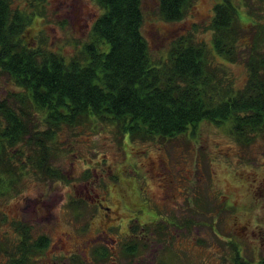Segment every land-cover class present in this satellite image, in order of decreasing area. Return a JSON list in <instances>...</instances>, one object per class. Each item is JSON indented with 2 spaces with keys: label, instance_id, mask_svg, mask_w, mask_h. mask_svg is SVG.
Instances as JSON below:
<instances>
[{
  "label": "trees",
  "instance_id": "obj_1",
  "mask_svg": "<svg viewBox=\"0 0 264 264\" xmlns=\"http://www.w3.org/2000/svg\"><path fill=\"white\" fill-rule=\"evenodd\" d=\"M45 1L0 0V73L15 87L0 99V200L18 195L25 177L65 180L52 165L50 146L64 126H111L120 138L144 143L173 139L201 122H228L241 145L264 132V24L245 29L232 0H217L213 8L211 48L179 37L158 59L142 35V0H95L102 13L89 42L69 59L31 46V24ZM257 2L248 13L255 18L254 11L264 12V0ZM195 4L157 0L158 14L176 23ZM216 57L245 64L242 88ZM12 227L19 238L4 251L6 264H31L48 238L33 239L27 224Z\"/></svg>",
  "mask_w": 264,
  "mask_h": 264
},
{
  "label": "rangeland",
  "instance_id": "obj_2",
  "mask_svg": "<svg viewBox=\"0 0 264 264\" xmlns=\"http://www.w3.org/2000/svg\"><path fill=\"white\" fill-rule=\"evenodd\" d=\"M232 1L237 7L239 21L245 29L256 23L264 24V12L261 9L254 11L259 18L248 14L252 8L258 7L257 0ZM216 2L217 0H196L195 9L190 15L179 22L166 23L159 17L157 0H142V35L153 59L165 56L175 39L189 35L196 42L204 43L211 48L212 34L209 24ZM15 5L22 7L24 4L15 2ZM101 13V8L95 0H46L42 15L34 18L31 24L28 34L31 46L69 59L89 42L92 25ZM215 61L224 63L236 88L244 86L247 80L244 63L229 64L217 57L213 59V62ZM11 91H15L11 80L0 73V99H4L7 92ZM229 127L228 122L216 125L201 122L194 131L189 128L185 134L173 139H158L156 142L144 143L130 141L127 137L120 138L111 126L92 124L75 128L64 126L50 146L54 149L52 165L64 175L65 180L51 182L41 181L33 176L25 177L18 195L0 200V264H5L7 258L4 251L10 249L15 242L14 231L11 228L17 221L31 225L34 238L45 233L49 237L50 245L40 253L38 264H61L63 257L70 255L66 253L70 250L69 243L61 245L56 242L58 232L71 235L73 237L71 242L82 243L92 236L97 239L98 231L93 235L91 232L88 233V214L94 211V200L104 194L101 175L112 179L110 178L112 171H116L118 177L124 179L125 187H133L131 191L137 192L139 210L147 214L151 222L158 221L162 224L170 222L171 219L182 227L181 236L179 231L180 238L176 237L177 232H171V236L165 238V241L177 254L183 256L185 253L187 260L186 263L182 262L183 264L201 262L216 264L219 259L221 261L224 257L230 256V247L219 242L211 231V224L216 219L213 215L216 212L213 210L218 209V213L222 212L221 207L228 208L229 204H218L220 199L214 190V184L211 183V174L207 171L206 163L207 160L212 161L211 168L216 186L219 185L230 192L234 191L235 178L243 182L246 176L264 177V132L252 143L241 145L231 135ZM158 154L163 155L162 159L168 162L166 166L170 169L171 175L179 171L176 166L181 167V172L190 170L193 176L201 174L203 170L204 173L208 172L199 187V202L193 193L188 196L189 184L186 185L184 196L178 194L175 202L162 207L164 208L162 212L145 194V188L149 192L154 187L153 184H149L152 181L151 174L139 166L137 157L149 170V165L146 164ZM196 169L201 172L196 174ZM113 190L110 196L112 199L106 195L104 203L107 201L110 207L115 208L117 206L115 200L121 202L116 196L119 197L122 191L117 192L116 188ZM192 190L194 191L193 187ZM33 204L37 213L31 209ZM71 204L77 210H74ZM246 207L253 210L260 207V204L252 202ZM122 209L120 206L121 211ZM161 213L169 214L170 218ZM224 213L218 216L217 229L224 228L225 234L228 232V224ZM258 215L260 214H257V218L254 215L249 223L253 226L258 220L264 227V217L258 218ZM217 236L221 240L220 235ZM155 240L156 246L162 241L157 236ZM179 247H185L186 251L181 253ZM125 262L126 259L118 256L117 263Z\"/></svg>",
  "mask_w": 264,
  "mask_h": 264
},
{
  "label": "flooded vegetation",
  "instance_id": "obj_3",
  "mask_svg": "<svg viewBox=\"0 0 264 264\" xmlns=\"http://www.w3.org/2000/svg\"><path fill=\"white\" fill-rule=\"evenodd\" d=\"M162 156L163 155L158 154L155 159L149 160L148 163L146 162V165H149V170L148 168H145V165L140 162V158L138 159L137 157L139 166H142L148 174H151L152 181H150L149 184H153L152 186L154 187L153 190H150L149 192H147L148 189L145 188V194L149 196L158 208L161 209V212L162 209H164L162 207L170 205V203L176 201L178 194L181 196L186 193L187 184L190 185V189H187L189 192L188 196L193 193L196 201L199 202V187L208 172H210L211 183L214 184V190L217 192L220 199L218 200V204H229L228 208H224V206L221 207L220 211L222 212L219 213L218 209H212L216 212V214H213L216 216V219L211 224V231L219 242L226 243V245L230 247L231 252L230 256L224 257L221 261L219 259V261H216L215 263L264 264L263 224H259L260 222L258 220L255 221V223L258 222L256 225L252 226L249 223L254 215L257 218L258 213L260 214L258 215V218L264 217V177H259L257 175L246 176L244 177L245 179L243 178V182L237 181L235 178L233 180L236 183L233 187L234 191L230 192V190L226 191L222 189L221 186H216L214 183L215 176L211 168L212 161L207 160V174L206 172L204 173V170L199 174L201 171L196 169L195 173L199 175L193 176V173H191L190 170H184V172H181V167L176 166L179 171L177 170L176 173L171 175L170 169L166 166L168 162L163 160ZM144 161L146 160L144 159ZM101 176L104 194L94 200V211L88 214L87 219L88 233L91 232V235H93L94 232L98 231L97 239L95 236H92V238L89 237V239L82 243L71 242L73 241L71 235L58 232L56 234V242L61 245L67 242L69 243L68 247L70 248V250L66 251V253H69L70 255L67 257L64 256L61 260V264H119L117 263L118 256L119 258L126 259L125 264L131 262V264L186 263L187 259L185 253L183 256L177 254L176 251H174V248L165 241V238L171 236V232H177L176 237H178L180 231L181 236L182 227L176 225L171 219L170 222L162 224L158 221L151 222L148 215L139 210L140 201L137 192L134 193L131 191L133 187H125L123 185L124 179L118 177L116 171H112L110 177L112 179L106 178L104 175ZM110 180L112 185H110ZM52 182H57V180ZM176 183L178 185H176ZM192 187L194 188V191L192 190ZM113 188H116L117 192L122 191L119 193V197L118 195L116 196L121 199L122 203L115 200L117 201V206L115 208L110 207L109 203L107 204V201V205L104 203L106 195L110 197L111 192H114ZM252 202L260 204V207H255L253 210L248 209L246 206ZM119 203L120 206L123 207L122 211L120 210ZM48 204L51 205L49 202ZM70 206L74 208L72 204ZM34 207L35 204H33L31 209L37 213ZM74 210L77 209L74 208ZM220 213H224L227 218L228 232L225 234L224 228L221 230L217 229V219ZM161 214L168 215L170 218V215L167 213ZM247 216L250 218L246 219ZM91 221L93 222L92 224ZM15 223L27 224L22 221H17ZM260 225H262L263 228L260 227ZM28 226L31 228L29 234L33 239H37L42 235H45L48 238V245L44 250L48 249L50 245L48 235L45 233L34 238L32 236L33 228L31 225ZM11 230L14 231V239L17 240L19 236L16 229L13 227ZM37 232L39 231L37 230ZM217 234L220 235L221 240L218 238ZM155 236L162 239L161 242L157 243V246L155 245ZM222 238L226 240L224 241ZM14 243L15 242H13V244ZM217 246L219 247L220 245ZM160 248H162V250H160ZM179 248L181 253L186 251L184 250L185 247ZM44 250L31 257V264H38V258L41 256L40 253ZM78 254L82 258H80ZM99 256H103V260H98ZM7 262L8 258L6 259L5 264ZM201 264L205 263L201 262Z\"/></svg>",
  "mask_w": 264,
  "mask_h": 264
}]
</instances>
